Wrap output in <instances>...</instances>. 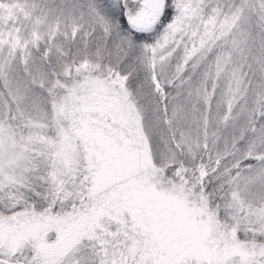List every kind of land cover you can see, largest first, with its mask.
<instances>
[{
  "label": "snow or ice",
  "instance_id": "1",
  "mask_svg": "<svg viewBox=\"0 0 264 264\" xmlns=\"http://www.w3.org/2000/svg\"><path fill=\"white\" fill-rule=\"evenodd\" d=\"M0 264H264V0H0Z\"/></svg>",
  "mask_w": 264,
  "mask_h": 264
}]
</instances>
